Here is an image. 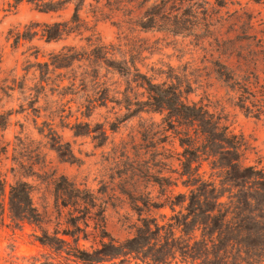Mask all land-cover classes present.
<instances>
[{
  "label": "rangeland",
  "instance_id": "1",
  "mask_svg": "<svg viewBox=\"0 0 264 264\" xmlns=\"http://www.w3.org/2000/svg\"><path fill=\"white\" fill-rule=\"evenodd\" d=\"M152 2L132 0L124 5L86 0L79 11L81 21L74 23L77 29L48 40L44 23L71 20L75 1L57 2L63 7L46 11L30 0H0V86L8 84L0 87V168L6 178L5 210H0V264H137L135 259L84 260L74 253L72 234H81L80 245L91 249L94 226L103 219L112 234L124 239L135 232L133 222L155 216L163 222L172 213L169 206L155 208L143 201L137 206L130 190L132 186L152 190V197L158 199L160 185L150 177L139 183L133 172L142 158L151 161L166 148L167 153L183 150L174 136L178 127L164 122L165 112L138 113L135 104L129 107L122 93L126 91L122 75L97 58L99 43L112 48V57L125 53L135 58L142 71L157 79L165 78L159 70L168 69V64L190 74V98L221 114L229 129L245 134L264 155V106L258 114L237 104L235 92L215 69L218 53L211 50L216 33L208 31L202 18L207 11L225 31L235 14L247 11L259 28L264 25V0H198L201 19L181 34L141 25L139 17ZM215 24L210 30H216ZM65 49L77 57L55 62V54ZM93 74L120 90L115 99L86 101ZM248 156L254 161L258 155L248 152ZM174 165L179 166L178 161ZM164 166L166 170L168 165ZM201 170L210 175L208 161ZM18 181L31 184L34 203L42 212L40 221L13 215L9 190ZM187 189L181 180L175 186L176 191ZM229 190L223 185L217 191L224 192L226 200ZM77 194L81 196L78 203L74 201ZM84 230L90 239L83 237ZM255 264H264V258Z\"/></svg>",
  "mask_w": 264,
  "mask_h": 264
},
{
  "label": "trees",
  "instance_id": "2",
  "mask_svg": "<svg viewBox=\"0 0 264 264\" xmlns=\"http://www.w3.org/2000/svg\"><path fill=\"white\" fill-rule=\"evenodd\" d=\"M30 1L46 11L62 8L57 2L75 1L76 10L71 20L44 23L43 34L52 40L77 29L74 23L81 21L79 11L86 0ZM130 1L114 0L125 2L124 5ZM201 6L198 0H153L139 19L143 27L181 34L189 24L201 19ZM130 11L134 12L135 7ZM244 12L246 16L235 14L225 31L218 28L207 11L202 18L208 31L216 33L214 50L211 51L218 53L215 61L218 75L235 92L239 106L260 114L264 106V25L258 28L254 16ZM144 18L146 22H142ZM214 24L216 30H210ZM96 47L98 60H104L107 66L122 75L126 83V91L122 93L129 107L135 104L138 113L165 112L164 122L178 127L174 136L183 150L167 153L166 148L155 153L151 161H142L145 160L142 158L133 172L138 175L137 182L150 177L162 188L158 199L154 200L152 190L132 186L130 194L136 199L137 206L139 201L155 208L169 206L172 213L168 220L162 222L157 216L143 217L141 223L133 222L131 227L135 232L121 239L108 230L107 219H103L94 226L91 249L80 245L81 234H72L76 241L74 253L88 261L124 259L131 262L135 259L137 264H172L173 261L176 264L179 261L182 264L260 263L264 258V155L258 153L257 145L245 134L229 129L222 121L223 116L211 111L206 103L190 98L193 81L187 72L181 73L174 65L168 64V69L159 70L161 75L166 74L165 78L157 79L155 74L142 71L135 58H129L125 53L112 57V48L106 43H99ZM62 57L66 61L77 55L70 50H61L55 54V62L63 63ZM93 75L86 101L115 99L120 90L108 80L98 78V74ZM84 81L87 82L88 78ZM0 87H8V84ZM133 94L137 95L131 97ZM86 125L90 128L89 124ZM164 129L168 130L167 127ZM248 152H255L257 158L251 161ZM175 161L179 166L174 165ZM205 161L211 168L208 177L205 176L206 170H201ZM164 165H168L166 170ZM179 180L188 188L186 191L175 190ZM223 185L230 187L226 200L222 199L224 192L217 191ZM10 186L13 215L40 221L42 212L34 203L31 184L18 181ZM72 187L81 193L80 187L75 184ZM181 195L184 198H179ZM5 196L6 178L0 168L2 212L5 210L2 203ZM80 197L77 194L74 201L78 203ZM162 214L167 217L166 212ZM83 237L90 239L87 230H84Z\"/></svg>",
  "mask_w": 264,
  "mask_h": 264
}]
</instances>
